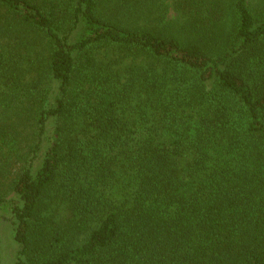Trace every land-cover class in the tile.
Here are the masks:
<instances>
[{
	"label": "trees",
	"instance_id": "1",
	"mask_svg": "<svg viewBox=\"0 0 264 264\" xmlns=\"http://www.w3.org/2000/svg\"><path fill=\"white\" fill-rule=\"evenodd\" d=\"M2 234L10 264H264V0H0Z\"/></svg>",
	"mask_w": 264,
	"mask_h": 264
},
{
	"label": "rangeland",
	"instance_id": "2",
	"mask_svg": "<svg viewBox=\"0 0 264 264\" xmlns=\"http://www.w3.org/2000/svg\"><path fill=\"white\" fill-rule=\"evenodd\" d=\"M8 236V235H7ZM1 257H0V264H10V258L12 257V252H10V248L7 249L5 246V234L1 235ZM6 248V249H5Z\"/></svg>",
	"mask_w": 264,
	"mask_h": 264
}]
</instances>
